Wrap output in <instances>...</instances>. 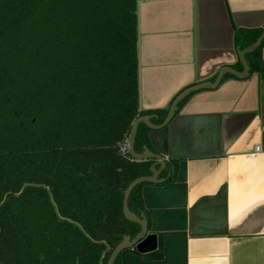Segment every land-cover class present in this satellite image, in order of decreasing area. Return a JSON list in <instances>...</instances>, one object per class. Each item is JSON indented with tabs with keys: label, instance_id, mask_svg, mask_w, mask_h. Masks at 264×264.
<instances>
[{
	"label": "trees",
	"instance_id": "1",
	"mask_svg": "<svg viewBox=\"0 0 264 264\" xmlns=\"http://www.w3.org/2000/svg\"><path fill=\"white\" fill-rule=\"evenodd\" d=\"M261 32L238 29L235 45ZM263 47L245 55L250 74ZM137 68L136 0H0V264H106L137 234L124 190L153 160L120 145L138 117L167 115L139 109ZM149 131L138 124L136 153L152 151ZM144 184L127 200L137 216Z\"/></svg>",
	"mask_w": 264,
	"mask_h": 264
},
{
	"label": "crops",
	"instance_id": "2",
	"mask_svg": "<svg viewBox=\"0 0 264 264\" xmlns=\"http://www.w3.org/2000/svg\"><path fill=\"white\" fill-rule=\"evenodd\" d=\"M261 27L264 0H136L139 109L242 71L234 33ZM261 61V75L226 73L150 129L151 152L176 164L140 190L156 248L122 264H264V47Z\"/></svg>",
	"mask_w": 264,
	"mask_h": 264
},
{
	"label": "water",
	"instance_id": "3",
	"mask_svg": "<svg viewBox=\"0 0 264 264\" xmlns=\"http://www.w3.org/2000/svg\"><path fill=\"white\" fill-rule=\"evenodd\" d=\"M264 38V28L262 29V32L257 37V39L250 44L248 47L239 50L237 49V55L239 62L242 66V71L237 72L231 68L223 67L218 72L216 78L213 82H202L198 83L196 85H193L191 87H188L184 89L182 92H180L175 99L173 100L172 104L170 105L167 115L159 125H154L151 123V119L154 118V115H143L135 119V121L132 123L131 128V134L128 140V150L127 154H129L132 159L134 160H153V163L150 166V175L149 176H142L134 179L129 183V185L124 190L123 195V202H122V212L123 216L127 221L136 223L139 226V231L137 234L131 239L130 236L125 235L123 236L122 240L114 247V249L111 251L106 264H113L116 257L124 250L134 248L138 253H146L153 251L156 248V236L154 234L148 233L147 230V223L144 215H135L132 213L127 206V200L130 192L132 189L141 183H158L161 182L163 179L158 178V174L161 170L165 169L166 167V161L163 157H161L158 154L152 153L149 151L146 147H144L143 151L141 153H136L133 149V143L134 138L136 134V129L139 123L145 124L149 129L156 130L164 127L168 122L172 119L174 116L177 105L180 101H182L186 96H188L191 92L202 90V89H211L216 87L224 74L229 73L231 75H234L237 78H246L249 76V67L245 59V55L248 53H251L254 51L262 42ZM158 167V168H157Z\"/></svg>",
	"mask_w": 264,
	"mask_h": 264
},
{
	"label": "built area",
	"instance_id": "4",
	"mask_svg": "<svg viewBox=\"0 0 264 264\" xmlns=\"http://www.w3.org/2000/svg\"><path fill=\"white\" fill-rule=\"evenodd\" d=\"M120 150L122 152H127V150H128V142L125 143V144H123V145H120ZM255 150L258 151L259 150V147H255Z\"/></svg>",
	"mask_w": 264,
	"mask_h": 264
}]
</instances>
